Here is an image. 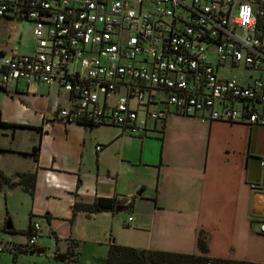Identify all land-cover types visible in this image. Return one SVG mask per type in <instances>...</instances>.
Here are the masks:
<instances>
[{"label":"crops","instance_id":"1","mask_svg":"<svg viewBox=\"0 0 264 264\" xmlns=\"http://www.w3.org/2000/svg\"><path fill=\"white\" fill-rule=\"evenodd\" d=\"M8 19L0 17V33ZM21 46V35L14 44L0 41V56L30 53L34 39L20 52ZM208 60L217 73L243 67L241 78L224 68L218 75L244 84L260 76L252 70L263 71L219 63L216 56ZM70 100L64 87L34 78L0 86V120L18 124L0 127V172L16 182L19 172L35 173L32 192L21 183L0 186V237L13 264L28 250L33 220L39 235L30 252L51 250L67 262L78 256L56 254L73 245L78 252L88 239L89 263L104 259L112 241L199 254L196 238L204 230L206 255L264 264L263 124L210 120L169 107L162 121L134 134L115 124L65 122L58 109ZM33 146L36 157L21 153ZM97 196L118 199L119 208L89 214L74 208Z\"/></svg>","mask_w":264,"mask_h":264},{"label":"built area","instance_id":"2","mask_svg":"<svg viewBox=\"0 0 264 264\" xmlns=\"http://www.w3.org/2000/svg\"><path fill=\"white\" fill-rule=\"evenodd\" d=\"M0 17L31 22L34 39L32 52L0 56V86L59 84L71 95L65 122L139 134L173 107L264 125V77H220L208 60L214 44L219 63L264 71V0H0ZM38 235L33 220L26 247Z\"/></svg>","mask_w":264,"mask_h":264},{"label":"trees","instance_id":"3","mask_svg":"<svg viewBox=\"0 0 264 264\" xmlns=\"http://www.w3.org/2000/svg\"><path fill=\"white\" fill-rule=\"evenodd\" d=\"M86 124V123H85ZM90 124V123H88ZM18 124L0 120V127L14 128ZM1 149V148H0ZM23 154H32L36 157L37 146H33L31 152H21ZM19 181H11L0 172V186L5 182L9 185L18 183L32 192L35 180L33 172H19ZM120 204L118 199L112 197L97 196L88 203H76L74 208L83 210L87 214L114 210ZM196 244L199 248V254L182 253L168 250L138 248L130 245L119 244L115 241L108 243L107 253L103 259L104 264H256L251 261L238 260L231 258L210 257L205 253L208 251L207 235L204 230L198 232ZM33 246L27 249L33 250ZM26 250V248H24ZM77 252L76 245H73L65 253H57L56 256L64 259L73 257Z\"/></svg>","mask_w":264,"mask_h":264},{"label":"rangeland","instance_id":"4","mask_svg":"<svg viewBox=\"0 0 264 264\" xmlns=\"http://www.w3.org/2000/svg\"><path fill=\"white\" fill-rule=\"evenodd\" d=\"M10 22H13L14 26L11 27L9 23H6L5 27H2L0 35H3L0 41L2 43H13L18 38L19 35H21V44L22 48H20V52L24 49H26L29 44H32L33 36H32V24L31 22H28L26 20H13L8 19ZM10 35V38H7L6 36ZM22 49V50H21ZM209 56L212 58H215V46L214 44L209 45ZM74 66V63H73ZM76 67H80L79 62L75 64ZM223 68L225 71L228 72L229 66L221 67L218 71L219 74H221ZM230 71V76L234 75L236 77H243L245 74V69L241 66L234 67ZM254 75L260 74L262 77H264V71H257L252 70L251 71ZM156 104H152L151 108H155ZM17 194L19 192H16ZM7 232L5 230H1V235L5 236ZM93 241L86 240L83 243L78 244V252L76 253L77 259L74 261H62L60 259H57L53 256V253L50 251H42V252H30L28 249L27 251L18 253L17 258V264H104L103 259L99 260L97 259L96 262L89 263L90 260V245ZM13 256L12 253H10L7 249H3L0 251V264H13L12 263ZM15 264V261H14Z\"/></svg>","mask_w":264,"mask_h":264},{"label":"water","instance_id":"5","mask_svg":"<svg viewBox=\"0 0 264 264\" xmlns=\"http://www.w3.org/2000/svg\"><path fill=\"white\" fill-rule=\"evenodd\" d=\"M117 209L119 208L118 206L116 207ZM11 227V224H6V228L8 229V228H10Z\"/></svg>","mask_w":264,"mask_h":264}]
</instances>
